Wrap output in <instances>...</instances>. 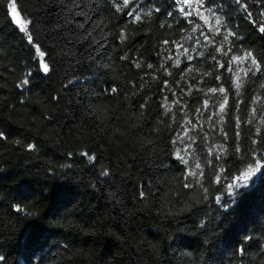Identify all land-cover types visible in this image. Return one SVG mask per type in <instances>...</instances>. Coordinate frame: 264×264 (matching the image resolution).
Listing matches in <instances>:
<instances>
[{
    "label": "trees",
    "instance_id": "trees-1",
    "mask_svg": "<svg viewBox=\"0 0 264 264\" xmlns=\"http://www.w3.org/2000/svg\"><path fill=\"white\" fill-rule=\"evenodd\" d=\"M117 2L0 0V264H264V0Z\"/></svg>",
    "mask_w": 264,
    "mask_h": 264
},
{
    "label": "snow or ice",
    "instance_id": "snow-or-ice-1",
    "mask_svg": "<svg viewBox=\"0 0 264 264\" xmlns=\"http://www.w3.org/2000/svg\"><path fill=\"white\" fill-rule=\"evenodd\" d=\"M113 2L115 3L116 9L118 11L121 10L120 3H118L117 0H113ZM181 2H182L183 5H187L188 8H190V9L192 8V2H191V0H181ZM205 2H206V0H196V4L198 5V8L195 10V14L197 16H199V18L201 20H203L205 22V24L209 23V17H213L215 19V25H222V23H223L222 22V18L219 17V16H216V14H215L216 13V10L215 9H212V8L205 9V11L208 13V15H205L204 12H201L200 11V9L204 7ZM236 3L238 5H240L245 10V12H247V7L248 6L246 4H240V0H236ZM128 4H129V0H123V5L124 6H127ZM11 7H12V11H13L14 15H17L18 16L19 14L16 12L15 0H13V3L11 5ZM217 7L219 8L220 6L218 5ZM133 11H135V9ZM141 11H143V10L141 9L140 11H137L136 12V15L134 16V20H137V21L141 20V18H142L141 17V14H140ZM156 11H159V9H156ZM179 11L181 13H183V15L185 17L191 16L193 14L191 11L186 12L184 10V7H180ZM148 14L151 15V12H149ZM128 15L130 17L133 16V12L130 11L128 13ZM169 15H171V13H169ZM17 23H21V21L18 19L17 20ZM161 26H163V25H161ZM198 27H199V25H198ZM224 27L226 28V25H224ZM22 30L23 31H27L28 30V28H27V22H24L22 24ZM193 31H195V29H193ZM259 31L262 32V33H264V25H260L259 26ZM216 32L219 33V34H221V35H223L225 41H227L230 36H235L236 35V33H234V32H227L226 34L221 33L220 32V28H216ZM124 38L125 37L122 35L121 36V40H123ZM32 39H33L32 36L29 35L28 36L29 42H32ZM205 39L207 40L208 37L205 36ZM165 43H167V41H165ZM197 43H199V41H197ZM37 51L39 52V56L40 57H44L45 56V53L43 51H40L38 47H37ZM193 51H195V49H193ZM229 51H231V49H229ZM187 52H188V50L187 49H184V53L183 54H187ZM226 54L227 53H225V55ZM201 55H202V53H201ZM187 59L190 61V60L193 59V57L191 55H187ZM213 59H215V57H213ZM233 59H235V60H242V59L250 60L251 65H253L255 67V70L256 71H260L261 70L260 65H259L257 59L253 56V54L251 52H246L245 55H244V57L234 56ZM179 63H180V60L177 58L176 59V64L178 65ZM41 64H42V70H43V72L44 73H48L50 71L49 64L46 63V62H44V61H41ZM136 66L139 67L140 66L139 63H137ZM149 67L151 68L152 65H149ZM222 67H223V65H222ZM228 70L231 71V68H229ZM251 70H252L251 68L250 69H247V70H244L245 71V74H247V72L248 71H251ZM28 83H29V80H27V79H25L23 81V84H25V85H27ZM236 87L239 88L240 87V84L237 83L236 84ZM116 91H117L116 88H111V92H116ZM209 91L212 92V93H215L217 91V89H210ZM219 92L224 93L225 92V89L223 87H220L219 88ZM227 103H228L227 97H225L224 103L220 104L221 111L224 110L225 105ZM205 105H207V101H205ZM4 137H5V133L2 132V131H0V139H3ZM34 147H35L34 145H31V144L28 145V148L29 149H32ZM90 159H94V157H90ZM181 159H183V158L181 157ZM184 162L186 163L187 161H184ZM257 163H259V161H257ZM218 182H219V180H218ZM141 195H143V193H141ZM16 210L17 211H23V209L20 208V206H16ZM247 239L250 240L251 237H248ZM241 251H242V249H241ZM3 259H4L3 257H0V260H3Z\"/></svg>",
    "mask_w": 264,
    "mask_h": 264
},
{
    "label": "water",
    "instance_id": "water-1",
    "mask_svg": "<svg viewBox=\"0 0 264 264\" xmlns=\"http://www.w3.org/2000/svg\"><path fill=\"white\" fill-rule=\"evenodd\" d=\"M16 12L19 14L18 16L17 15H14L13 11H12V7H11V10H10V16L13 20V23L17 26H21L22 22H23V17L20 13V11L17 9L16 7ZM20 20L21 23H17V20ZM263 167H260L256 170H253L252 172H250L248 174V176L244 177L243 179H246V178H251V177H254L256 181H258L260 179V176L262 175V172H263Z\"/></svg>",
    "mask_w": 264,
    "mask_h": 264
}]
</instances>
